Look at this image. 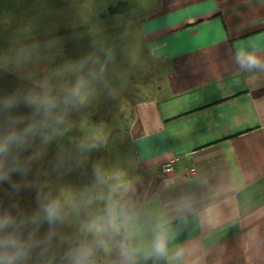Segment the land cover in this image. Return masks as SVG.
Here are the masks:
<instances>
[{
	"label": "crops",
	"instance_id": "0c3cea01",
	"mask_svg": "<svg viewBox=\"0 0 264 264\" xmlns=\"http://www.w3.org/2000/svg\"><path fill=\"white\" fill-rule=\"evenodd\" d=\"M138 18L158 82L132 106L117 236L93 264H264V68L237 60H264V0H158Z\"/></svg>",
	"mask_w": 264,
	"mask_h": 264
},
{
	"label": "rangeland",
	"instance_id": "374dc122",
	"mask_svg": "<svg viewBox=\"0 0 264 264\" xmlns=\"http://www.w3.org/2000/svg\"><path fill=\"white\" fill-rule=\"evenodd\" d=\"M157 3L0 0V142L15 137L0 154V221H10L0 235L25 246L17 264H72L82 248L93 264L117 236L132 106L148 94L146 80L152 92L158 82L145 75L138 16ZM77 81L82 104L70 96Z\"/></svg>",
	"mask_w": 264,
	"mask_h": 264
},
{
	"label": "clouds",
	"instance_id": "9594fccd",
	"mask_svg": "<svg viewBox=\"0 0 264 264\" xmlns=\"http://www.w3.org/2000/svg\"><path fill=\"white\" fill-rule=\"evenodd\" d=\"M237 60L241 66H246L248 69L264 68V60L258 58L255 54L246 52L240 49L237 52ZM103 71V69H101ZM83 81H77V84L72 89L70 96L73 102L83 103L85 97L81 95V88ZM46 108L55 106V101L46 99L43 101ZM15 137H10L3 142H0V154H6L9 150L11 143ZM47 219L51 222L57 218L56 208L50 205L47 209ZM10 221L5 219L0 221V229L8 226ZM153 251L156 255L163 256L167 251V236L164 230H161L153 243ZM26 255V248L14 233H5L0 235V264H17V262ZM90 255V250L82 248L76 251L72 258V264H87V258Z\"/></svg>",
	"mask_w": 264,
	"mask_h": 264
},
{
	"label": "built area",
	"instance_id": "2783aa9c",
	"mask_svg": "<svg viewBox=\"0 0 264 264\" xmlns=\"http://www.w3.org/2000/svg\"><path fill=\"white\" fill-rule=\"evenodd\" d=\"M173 165H174V162H170V163H167L163 166L162 168V175L164 177H168V176H171L172 173L174 172V168H173ZM196 173L194 170L191 171V175L194 176Z\"/></svg>",
	"mask_w": 264,
	"mask_h": 264
}]
</instances>
